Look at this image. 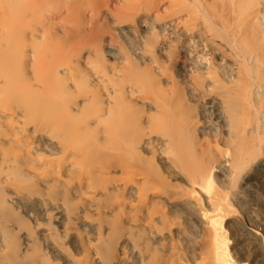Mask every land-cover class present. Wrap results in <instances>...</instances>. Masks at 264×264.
Instances as JSON below:
<instances>
[{"label": "bare ground", "instance_id": "6f19581e", "mask_svg": "<svg viewBox=\"0 0 264 264\" xmlns=\"http://www.w3.org/2000/svg\"><path fill=\"white\" fill-rule=\"evenodd\" d=\"M0 264H264V0H0Z\"/></svg>", "mask_w": 264, "mask_h": 264}, {"label": "rangeland", "instance_id": "374dc122", "mask_svg": "<svg viewBox=\"0 0 264 264\" xmlns=\"http://www.w3.org/2000/svg\"><path fill=\"white\" fill-rule=\"evenodd\" d=\"M102 49V48H101Z\"/></svg>", "mask_w": 264, "mask_h": 264}]
</instances>
